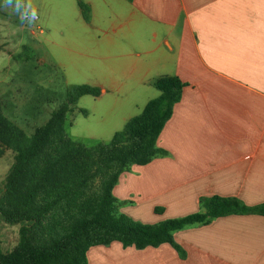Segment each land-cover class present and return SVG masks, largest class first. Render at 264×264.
<instances>
[{"label": "crops", "instance_id": "1", "mask_svg": "<svg viewBox=\"0 0 264 264\" xmlns=\"http://www.w3.org/2000/svg\"><path fill=\"white\" fill-rule=\"evenodd\" d=\"M78 1L86 7L82 34L94 41L103 78L75 85L97 87V95L84 94L94 97L106 92L103 79L114 88L122 127L111 137L159 94V78L185 83L156 140L167 154L120 175L112 190L119 211L153 224L198 211L204 196L263 203L264 0ZM4 114L27 134L38 126L27 131ZM173 240L178 248L167 242L141 249L117 241L92 246L87 262L264 264V215L218 216L174 231Z\"/></svg>", "mask_w": 264, "mask_h": 264}, {"label": "trees", "instance_id": "2", "mask_svg": "<svg viewBox=\"0 0 264 264\" xmlns=\"http://www.w3.org/2000/svg\"><path fill=\"white\" fill-rule=\"evenodd\" d=\"M78 5L85 16L86 7ZM184 85L177 76L159 78V94L140 113L109 140L90 144L69 135L64 122L71 105L81 95H97V87L71 86L65 101L31 134L3 113L0 100V156L6 150L13 154L0 189V215L7 223L24 222L16 244L0 251V264H88L90 247L114 241L138 249L165 242L178 248L173 233L188 225L228 214L264 215V202L247 205L218 195L201 197L196 212L153 224L119 211L112 190L120 175L167 154L156 140Z\"/></svg>", "mask_w": 264, "mask_h": 264}, {"label": "rangeland", "instance_id": "3", "mask_svg": "<svg viewBox=\"0 0 264 264\" xmlns=\"http://www.w3.org/2000/svg\"><path fill=\"white\" fill-rule=\"evenodd\" d=\"M84 26L77 0H0V91L7 90L0 93L1 99L4 113L27 131L44 123V117L65 101L72 85L103 78L94 41L82 34ZM102 81L106 92L99 97L81 96L64 122L69 135L88 144L108 140L122 127L120 108L112 103L116 92ZM34 115L30 123L23 122V117ZM12 161L10 150L0 156V189ZM22 224L7 223L0 215V251L16 244Z\"/></svg>", "mask_w": 264, "mask_h": 264}, {"label": "built area", "instance_id": "4", "mask_svg": "<svg viewBox=\"0 0 264 264\" xmlns=\"http://www.w3.org/2000/svg\"><path fill=\"white\" fill-rule=\"evenodd\" d=\"M22 16H23V17H25V18H27V17H28V15H27V14H23ZM34 17H35V16H34Z\"/></svg>", "mask_w": 264, "mask_h": 264}]
</instances>
